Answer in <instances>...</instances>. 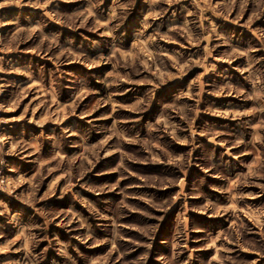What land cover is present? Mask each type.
Returning a JSON list of instances; mask_svg holds the SVG:
<instances>
[{
  "label": "rangeland",
  "instance_id": "374dc122",
  "mask_svg": "<svg viewBox=\"0 0 264 264\" xmlns=\"http://www.w3.org/2000/svg\"><path fill=\"white\" fill-rule=\"evenodd\" d=\"M0 264H264V0H0Z\"/></svg>",
  "mask_w": 264,
  "mask_h": 264
}]
</instances>
